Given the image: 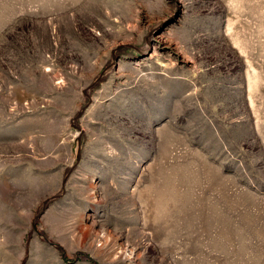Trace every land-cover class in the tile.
<instances>
[{"label": "rangeland", "instance_id": "1", "mask_svg": "<svg viewBox=\"0 0 264 264\" xmlns=\"http://www.w3.org/2000/svg\"><path fill=\"white\" fill-rule=\"evenodd\" d=\"M0 264H264V0H0Z\"/></svg>", "mask_w": 264, "mask_h": 264}]
</instances>
